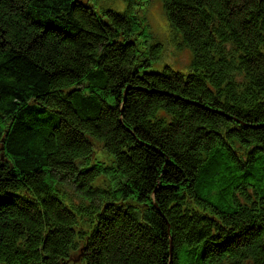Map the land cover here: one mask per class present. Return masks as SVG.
<instances>
[{
	"label": "trees",
	"instance_id": "1",
	"mask_svg": "<svg viewBox=\"0 0 264 264\" xmlns=\"http://www.w3.org/2000/svg\"><path fill=\"white\" fill-rule=\"evenodd\" d=\"M100 1L0 0V264H264V0Z\"/></svg>",
	"mask_w": 264,
	"mask_h": 264
},
{
	"label": "rangeland",
	"instance_id": "2",
	"mask_svg": "<svg viewBox=\"0 0 264 264\" xmlns=\"http://www.w3.org/2000/svg\"><path fill=\"white\" fill-rule=\"evenodd\" d=\"M98 8L101 11L105 9H115L124 12L125 2L122 0H101ZM142 15H145L148 31L152 35V43H160L163 46L160 60L155 64V71L170 66L174 70L187 72L193 61V51L186 45H180V42L182 43L183 41L182 37L170 29L167 14L161 2H159V0H150L149 5L143 8ZM98 155L101 161L106 164L110 163V157L103 150H100ZM65 188L68 196L71 197L76 204L85 202V200L78 195L73 186L66 185ZM79 225L80 228L89 230L84 222L80 221ZM79 254H81V252L75 255V259L72 260L71 264H84L80 259L83 256L81 255L79 258Z\"/></svg>",
	"mask_w": 264,
	"mask_h": 264
}]
</instances>
